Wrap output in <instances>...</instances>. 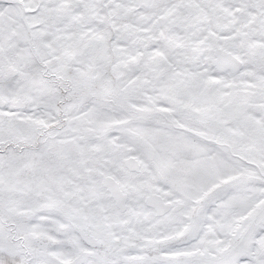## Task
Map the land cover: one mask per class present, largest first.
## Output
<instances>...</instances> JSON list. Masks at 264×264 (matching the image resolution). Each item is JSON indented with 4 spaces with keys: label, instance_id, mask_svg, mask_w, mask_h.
Returning a JSON list of instances; mask_svg holds the SVG:
<instances>
[{
    "label": "snow or ice",
    "instance_id": "1",
    "mask_svg": "<svg viewBox=\"0 0 264 264\" xmlns=\"http://www.w3.org/2000/svg\"><path fill=\"white\" fill-rule=\"evenodd\" d=\"M0 264H264V0H0Z\"/></svg>",
    "mask_w": 264,
    "mask_h": 264
}]
</instances>
